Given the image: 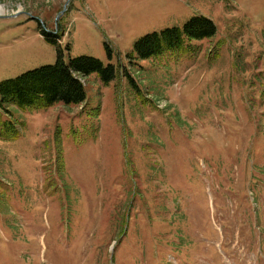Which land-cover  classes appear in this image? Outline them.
<instances>
[{"label": "rangeland", "instance_id": "374dc122", "mask_svg": "<svg viewBox=\"0 0 264 264\" xmlns=\"http://www.w3.org/2000/svg\"><path fill=\"white\" fill-rule=\"evenodd\" d=\"M195 15L216 26L196 54L136 57ZM57 50L116 75L5 104L0 264H264V0H0V81Z\"/></svg>", "mask_w": 264, "mask_h": 264}, {"label": "trees", "instance_id": "16d2710c", "mask_svg": "<svg viewBox=\"0 0 264 264\" xmlns=\"http://www.w3.org/2000/svg\"><path fill=\"white\" fill-rule=\"evenodd\" d=\"M215 32L216 26L211 19L195 15L182 28H165L141 36L135 41L133 50L140 59L159 58L166 52L179 49H184L188 56H192L198 52L199 45L191 41L199 42ZM42 34L47 41L56 43L54 34ZM106 48L110 55L107 45ZM127 56L132 57L131 54ZM90 72H96L100 80L108 84L116 75V68L113 64H104L100 59L87 55L65 61L60 50H57L54 63L0 81V113L6 111L5 104H14L20 108L49 107L57 102L80 104L85 99L84 83L80 78ZM7 124L14 127L10 121Z\"/></svg>", "mask_w": 264, "mask_h": 264}]
</instances>
